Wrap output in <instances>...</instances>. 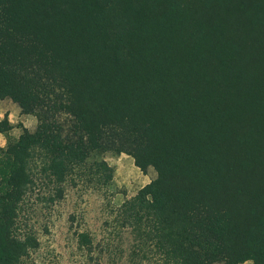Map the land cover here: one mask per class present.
Returning a JSON list of instances; mask_svg holds the SVG:
<instances>
[{
	"label": "trees",
	"instance_id": "16d2710c",
	"mask_svg": "<svg viewBox=\"0 0 264 264\" xmlns=\"http://www.w3.org/2000/svg\"><path fill=\"white\" fill-rule=\"evenodd\" d=\"M196 2L0 0V100L37 120L0 148V264L36 245L16 231L29 161L60 199L97 151L157 174L119 209L132 264H264V22Z\"/></svg>",
	"mask_w": 264,
	"mask_h": 264
},
{
	"label": "rangeland",
	"instance_id": "374dc122",
	"mask_svg": "<svg viewBox=\"0 0 264 264\" xmlns=\"http://www.w3.org/2000/svg\"><path fill=\"white\" fill-rule=\"evenodd\" d=\"M187 1L174 0L178 9ZM195 1L202 6L198 4L201 0ZM246 2L253 21L264 22V0ZM34 161H29L34 187L21 204L16 231L22 239L34 238L36 245L29 246L14 264H132L133 236L121 224L119 209L124 201L155 180V169L148 166L141 171L125 152L97 151L88 160L91 167L87 164L86 168L76 170L60 185L63 198L58 199L54 184L41 172L40 160ZM94 161H104L111 168L110 181H98L100 173L91 165ZM0 162L11 166L14 163L1 154ZM150 256L142 264H160L158 258Z\"/></svg>",
	"mask_w": 264,
	"mask_h": 264
},
{
	"label": "crops",
	"instance_id": "0c3cea01",
	"mask_svg": "<svg viewBox=\"0 0 264 264\" xmlns=\"http://www.w3.org/2000/svg\"><path fill=\"white\" fill-rule=\"evenodd\" d=\"M6 119L11 129L6 133H0V148L4 149L9 143L15 142L23 129L34 132L37 121L31 115L22 114L18 105L9 100H0V121ZM243 264H250L245 262Z\"/></svg>",
	"mask_w": 264,
	"mask_h": 264
}]
</instances>
